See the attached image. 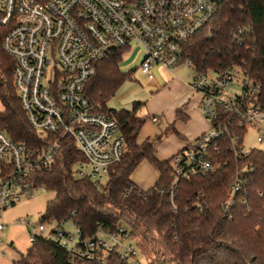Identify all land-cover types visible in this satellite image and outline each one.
Listing matches in <instances>:
<instances>
[{
	"label": "built area",
	"instance_id": "built-area-1",
	"mask_svg": "<svg viewBox=\"0 0 264 264\" xmlns=\"http://www.w3.org/2000/svg\"><path fill=\"white\" fill-rule=\"evenodd\" d=\"M219 1L0 0V26L5 31L1 45L14 59V87L27 122L44 141L30 148L0 130V230L7 225L2 220L5 210L45 189L34 176L54 162L60 141L69 140L80 151L83 159L76 173L95 183L104 182L109 167L122 158L124 143L113 113L102 111L85 95L98 63L117 49L139 47L138 67L149 79L153 66L173 70L182 64L192 69L190 87L201 96L208 128L170 158L171 180L159 192L169 193L174 208L180 182L220 166L215 156L219 140H227L235 160L251 149L242 141L248 127L255 130L257 142H264L260 83L235 65L193 71L184 49L213 17ZM238 74L244 76L241 82L236 81ZM233 124L242 128V137ZM245 182L239 171L234 174L224 212ZM16 222L26 227L30 243L51 237L72 260L105 264L117 252L124 264H142L135 241L121 224L99 227L86 237L70 216L36 223L21 216Z\"/></svg>",
	"mask_w": 264,
	"mask_h": 264
},
{
	"label": "trees",
	"instance_id": "trees-1",
	"mask_svg": "<svg viewBox=\"0 0 264 264\" xmlns=\"http://www.w3.org/2000/svg\"><path fill=\"white\" fill-rule=\"evenodd\" d=\"M4 32L0 26V130L27 147H41L43 137L27 122L14 87V59L1 45ZM184 49L193 71L240 67L260 83L264 100V0H220L213 17ZM123 51L117 49L100 61L85 86L93 105L113 113L124 143L123 156L109 167L104 182L95 183L76 173L77 163L83 159L80 151L71 141H60L54 162L34 176L36 183L54 193L39 220L70 216L86 237L99 227L121 224L129 230L146 264H264V150L251 148L235 160L227 140H219L215 156L220 166L180 182L174 190V208L169 193L159 192L171 180L170 159L160 161L155 154L161 137L137 142L145 121L137 112L141 103L135 102L130 110L108 106L120 85L132 78V70L125 72L119 66ZM232 129L243 136L236 124ZM142 161L149 162L159 175L148 189L131 178ZM238 171L246 182L224 212L222 205ZM12 264L100 263L72 260L51 237H40ZM105 264L124 263L112 252Z\"/></svg>",
	"mask_w": 264,
	"mask_h": 264
},
{
	"label": "crops",
	"instance_id": "crops-1",
	"mask_svg": "<svg viewBox=\"0 0 264 264\" xmlns=\"http://www.w3.org/2000/svg\"><path fill=\"white\" fill-rule=\"evenodd\" d=\"M138 63L130 70L134 71L138 68ZM152 72L151 79L144 75L145 86L142 87L133 82L123 99H118L116 109L130 110L135 102L141 103L137 112L142 115L143 110L146 115L137 135L138 143L161 137L163 131H166L168 127L172 128V131L161 138L156 146L157 159L165 161L207 130L208 123L200 108L201 96L190 87L192 78L190 67L181 64L173 70H166L153 66ZM121 101H124V106L120 105ZM144 165L147 170L148 165ZM151 167L153 170L150 174H145L144 178L138 182L134 181L137 186L148 189L155 184L159 175L153 166Z\"/></svg>",
	"mask_w": 264,
	"mask_h": 264
},
{
	"label": "rangeland",
	"instance_id": "rangeland-1",
	"mask_svg": "<svg viewBox=\"0 0 264 264\" xmlns=\"http://www.w3.org/2000/svg\"><path fill=\"white\" fill-rule=\"evenodd\" d=\"M140 54L141 50L136 45H132L125 50L122 54V60L119 63L121 70L126 72L135 68L139 62ZM192 75L193 73L191 72L190 76ZM209 75H211V73ZM236 79L237 82H241L244 79V76L242 74H238ZM145 81L146 77L144 74L141 72L139 67L136 68L133 71L131 81L127 80L120 85L114 93V96L109 100L108 106L116 109L118 107V99H123L126 93H128V90L131 88L133 82H136L143 87L145 86ZM121 104L124 106V101H121L120 105ZM1 108L2 104L0 102V109ZM145 113L146 112H143L142 110L141 114L146 115ZM171 131L172 128L168 127L166 131L161 133V138ZM242 141L246 147L264 150V142L256 141V132L253 128H247ZM140 164L131 175L132 180L135 182H138L141 178H144L145 174H150V171L153 170L152 167L145 161ZM144 164L148 165L147 170L145 169L146 165ZM53 197L54 193L52 191L48 189H37L34 191L31 198L23 199L4 211L2 220L7 223V225L3 230H0V264H12V260L18 258L19 254L24 253L30 246V242L27 238L26 227L18 224L16 220L21 216H25L31 218L32 221L36 223L44 214L47 201ZM138 258L142 264H146L147 260L143 255L139 253Z\"/></svg>",
	"mask_w": 264,
	"mask_h": 264
},
{
	"label": "water",
	"instance_id": "water-1",
	"mask_svg": "<svg viewBox=\"0 0 264 264\" xmlns=\"http://www.w3.org/2000/svg\"><path fill=\"white\" fill-rule=\"evenodd\" d=\"M110 50H114V47H110Z\"/></svg>",
	"mask_w": 264,
	"mask_h": 264
}]
</instances>
